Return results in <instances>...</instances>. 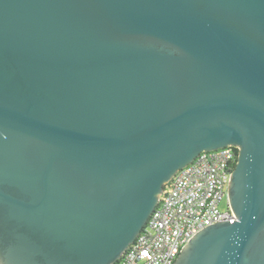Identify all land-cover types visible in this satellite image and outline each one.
<instances>
[{"label": "water", "instance_id": "water-1", "mask_svg": "<svg viewBox=\"0 0 264 264\" xmlns=\"http://www.w3.org/2000/svg\"><path fill=\"white\" fill-rule=\"evenodd\" d=\"M228 145L234 222L174 264H264V0H0V264L117 263Z\"/></svg>", "mask_w": 264, "mask_h": 264}, {"label": "built area", "instance_id": "built-area-1", "mask_svg": "<svg viewBox=\"0 0 264 264\" xmlns=\"http://www.w3.org/2000/svg\"><path fill=\"white\" fill-rule=\"evenodd\" d=\"M238 147L203 151L165 185L159 203L138 237L115 264H174L182 248L201 230L216 223L234 222L228 204V181Z\"/></svg>", "mask_w": 264, "mask_h": 264}, {"label": "rangeland", "instance_id": "rangeland-1", "mask_svg": "<svg viewBox=\"0 0 264 264\" xmlns=\"http://www.w3.org/2000/svg\"><path fill=\"white\" fill-rule=\"evenodd\" d=\"M228 204H229V199H228V196H226L223 200H222V202H221V204H220V208L222 209V210H227L228 209Z\"/></svg>", "mask_w": 264, "mask_h": 264}, {"label": "flooded vegetation", "instance_id": "flooded-vegetation-1", "mask_svg": "<svg viewBox=\"0 0 264 264\" xmlns=\"http://www.w3.org/2000/svg\"><path fill=\"white\" fill-rule=\"evenodd\" d=\"M227 196H228V192H227Z\"/></svg>", "mask_w": 264, "mask_h": 264}]
</instances>
